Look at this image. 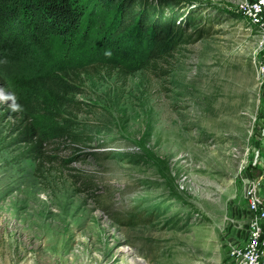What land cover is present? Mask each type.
<instances>
[{
  "label": "rangeland",
  "instance_id": "374dc122",
  "mask_svg": "<svg viewBox=\"0 0 264 264\" xmlns=\"http://www.w3.org/2000/svg\"><path fill=\"white\" fill-rule=\"evenodd\" d=\"M178 1L211 18L212 34L155 68L145 52L93 54L95 32L67 48L22 16L0 21L1 78L75 73L68 108L16 89L32 122L84 133L94 153L24 158L0 92V264H233L250 197L264 210V31L243 0Z\"/></svg>",
  "mask_w": 264,
  "mask_h": 264
},
{
  "label": "trees",
  "instance_id": "16d2710c",
  "mask_svg": "<svg viewBox=\"0 0 264 264\" xmlns=\"http://www.w3.org/2000/svg\"><path fill=\"white\" fill-rule=\"evenodd\" d=\"M98 9L102 22L96 26L92 11ZM200 8L178 0H0V21L29 20L35 30L61 46L72 48L79 39L88 40L95 32L90 52L104 57L132 58L145 52L146 67H153L183 45L194 44L212 34V19L202 17ZM110 53V54H108ZM60 71L8 82L0 77V92L12 104L16 120L9 128L12 142L24 158L38 166L54 164L55 146L64 145L76 158L94 155L81 150L88 137L67 126L40 130L29 115V91L45 92L59 107L68 108L69 96L78 92L75 73Z\"/></svg>",
  "mask_w": 264,
  "mask_h": 264
},
{
  "label": "built area",
  "instance_id": "2783aa9c",
  "mask_svg": "<svg viewBox=\"0 0 264 264\" xmlns=\"http://www.w3.org/2000/svg\"><path fill=\"white\" fill-rule=\"evenodd\" d=\"M238 11L254 26L264 31V0H243L238 5ZM248 226L243 246H235L230 251L233 264H264L260 259V242L264 210L257 198L251 196L247 205Z\"/></svg>",
  "mask_w": 264,
  "mask_h": 264
},
{
  "label": "clouds",
  "instance_id": "9594fccd",
  "mask_svg": "<svg viewBox=\"0 0 264 264\" xmlns=\"http://www.w3.org/2000/svg\"><path fill=\"white\" fill-rule=\"evenodd\" d=\"M108 54H110V53H108Z\"/></svg>",
  "mask_w": 264,
  "mask_h": 264
}]
</instances>
